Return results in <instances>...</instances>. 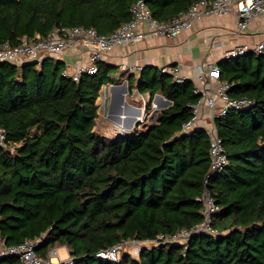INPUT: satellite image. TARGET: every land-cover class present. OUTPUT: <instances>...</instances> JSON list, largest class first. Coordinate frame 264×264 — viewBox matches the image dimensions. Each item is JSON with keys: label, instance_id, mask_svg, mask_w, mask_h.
Listing matches in <instances>:
<instances>
[{"label": "trees", "instance_id": "trees-1", "mask_svg": "<svg viewBox=\"0 0 264 264\" xmlns=\"http://www.w3.org/2000/svg\"><path fill=\"white\" fill-rule=\"evenodd\" d=\"M137 0H0V45L52 30L92 27L107 35L132 19ZM152 18L166 23L198 0H144ZM232 98L254 107L229 110L215 120L228 158L206 189L219 208L210 233L182 246L142 248L137 259L95 258L126 240H152L202 222L209 173L204 129L182 133L199 95L188 80L174 83L156 67L127 91L171 102L144 131L111 139L95 131L101 87L114 82L117 66L98 63L78 82L61 75V60L17 66L0 63V127L13 150L0 148V242L6 246L42 237L38 252L73 253V264H264V52L218 62ZM150 105L146 106V111ZM2 262H7L3 259Z\"/></svg>", "mask_w": 264, "mask_h": 264}, {"label": "built area", "instance_id": "built-area-1", "mask_svg": "<svg viewBox=\"0 0 264 264\" xmlns=\"http://www.w3.org/2000/svg\"><path fill=\"white\" fill-rule=\"evenodd\" d=\"M131 13L132 19L130 21L121 24L118 29L107 35L98 34L92 27H72L54 29L45 37L40 35L22 36L15 46H10L7 42L2 43L0 45V63L21 66L32 61L40 63L46 57L60 60L61 55L68 49L84 48L87 51V61L75 66L63 62L64 68L61 72L62 76L78 82L82 74L97 72L98 63L103 61L104 54L109 50L121 45L137 44L148 38H175L191 29L196 21L207 17L232 15L236 18L238 32H242L252 18L264 14V0H198L166 23L158 22L152 18L144 0H137L131 6ZM262 52H264V39L253 46L238 44L224 49L222 60L230 61L249 53L260 54ZM197 68L193 92L199 95V99L191 106L192 116L190 120L183 123L181 132L190 134L196 128H202L209 137V173L204 180V192L196 198L201 203L202 222L188 229H180L173 234H160L152 240L122 241L98 251L95 254L97 260L117 262L124 254L137 259L142 248L166 243H178L185 247L194 234H216L211 224L213 216L219 208L214 197L206 189V185L211 175L222 171L227 166L228 158L221 139L217 135L214 122L225 117L229 110L251 109L254 107V102L247 98H232L228 95L233 85L220 80L218 63L206 67L198 66ZM122 69L129 74H134L140 72L142 67L127 66L125 68L122 66ZM158 70L162 74L169 75L174 83L181 84L186 80L181 75V69L178 65H164L160 66ZM115 81H119L116 76L114 77ZM114 82L104 84L101 87L102 93L106 92L107 87H113ZM127 93L126 90L125 96ZM142 110L144 114L146 106L142 107ZM140 121H142L141 117ZM112 131L114 137L126 133L121 126H112ZM0 148L13 150V146L7 141L5 129L1 127ZM41 242L42 237L26 239L22 243L12 246H6L0 242V264H73V256L69 255V250L66 247L67 255L65 258H62L58 253V247L48 250L45 255H40L38 249ZM3 259H7V262H2Z\"/></svg>", "mask_w": 264, "mask_h": 264}, {"label": "crops", "instance_id": "crops-1", "mask_svg": "<svg viewBox=\"0 0 264 264\" xmlns=\"http://www.w3.org/2000/svg\"><path fill=\"white\" fill-rule=\"evenodd\" d=\"M254 29L264 30V14L252 18L242 32H238L236 18L232 15L207 17L196 21L191 29L175 38H148L137 44L121 45L109 50L104 54L103 61L118 67L115 76L119 78V81L118 84L109 88L110 103L107 110L103 108L100 112V102L99 98L97 99V121L102 113L110 126H121L126 132L137 122H140L142 115L140 109L128 111L129 106L126 107L120 103L121 96H124L125 99L123 87L125 86L127 90L129 75L127 72V76L122 74L124 73L122 66L125 68L127 66L142 68L153 66L159 69L164 65H178L181 75L195 85L198 66L206 67L220 62L224 49L238 44L253 46L261 41L259 39L258 42H255ZM212 35L216 40L211 39ZM222 43H224L223 47ZM60 60L71 66L85 63L87 51L84 48H71L61 55ZM139 73L133 74L135 79L138 78ZM104 95L107 99V90ZM158 106L160 108L159 100ZM102 119L104 118L102 117Z\"/></svg>", "mask_w": 264, "mask_h": 264}, {"label": "rangeland", "instance_id": "rangeland-1", "mask_svg": "<svg viewBox=\"0 0 264 264\" xmlns=\"http://www.w3.org/2000/svg\"><path fill=\"white\" fill-rule=\"evenodd\" d=\"M254 33H256V35H254L255 37V42H258V40H263L264 39V30H258V29H254ZM211 39L213 40H216L215 37L212 35L211 36ZM227 41V40H226ZM224 46V43H222V47ZM73 66V65H72ZM124 76H127L128 74L124 71V73H122ZM114 84H118L117 81L114 82ZM107 102H106V107L105 109L107 110L108 109V106H109V103H110V98H109V87H107ZM125 101L128 103L129 107H133V108H137L138 109H141V118H142V121L136 123L133 127H131L130 130H128L125 134L131 132V131H144L147 126L149 124H153L154 123V120L156 118V115L157 113L161 110L159 108V106L157 105V108H154L153 109V105H154V97H152L151 99L149 98V95L148 94H144V95H140L137 90H128V93L127 95L125 96ZM158 100H156L157 102ZM99 110L101 112V110L104 108V104H105V95H104V92L102 93V88L100 90V93H99ZM150 105V109H149V113L145 110V113L143 114V110H142V107H145V106H148ZM128 107V108H129ZM160 109V110H159ZM134 111V110H133ZM101 114V117L100 119L96 122V128H95V131L98 133V134H101L103 136H105L106 138H113L114 134H113V131H112V125L110 126L108 124V121L105 120V115L102 116V113ZM147 115V116H146ZM102 117L104 119H102ZM138 117V116H137ZM138 124V125H137ZM58 253L60 254V256L62 258H65L66 255H67V250L65 247H58ZM136 259V258H135Z\"/></svg>", "mask_w": 264, "mask_h": 264}, {"label": "water", "instance_id": "water-1", "mask_svg": "<svg viewBox=\"0 0 264 264\" xmlns=\"http://www.w3.org/2000/svg\"><path fill=\"white\" fill-rule=\"evenodd\" d=\"M252 54V53H251ZM38 62L37 61H32V62H30V64H37ZM123 90H124V92L126 93V87L124 86L123 87ZM105 100H107V99H105ZM156 100H159L160 101V108L162 109V108H166V107H168L169 105H171V102L170 101H168L167 99H165V98H163L161 95H159V94H156L155 96H154V101H156ZM106 102L107 101H105V104H104V108L106 107ZM120 103H122V104H124L126 107H128L129 105H128V103L125 101V99H124V96H121V98H120ZM138 123V122H137ZM139 124V123H138ZM137 124V125H138ZM69 255L70 256H73V253L70 251L69 252Z\"/></svg>", "mask_w": 264, "mask_h": 264}, {"label": "bare ground", "instance_id": "bare-ground-1", "mask_svg": "<svg viewBox=\"0 0 264 264\" xmlns=\"http://www.w3.org/2000/svg\"><path fill=\"white\" fill-rule=\"evenodd\" d=\"M157 105H158V101L156 102V101H154V107L155 108H157ZM128 109V111L129 110H136V108H133V107H129V108H127ZM138 109V108H137ZM139 118V117H138Z\"/></svg>", "mask_w": 264, "mask_h": 264}]
</instances>
